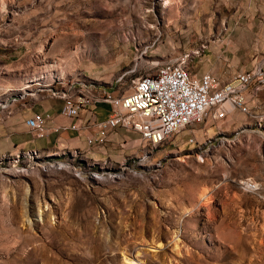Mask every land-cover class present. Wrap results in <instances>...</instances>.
Masks as SVG:
<instances>
[{"label":"rangeland","instance_id":"374dc122","mask_svg":"<svg viewBox=\"0 0 264 264\" xmlns=\"http://www.w3.org/2000/svg\"><path fill=\"white\" fill-rule=\"evenodd\" d=\"M219 11L217 0H0V48L40 55L22 85H0L41 100L81 81L126 97L161 64L189 70L206 44L180 52ZM217 126L195 146L188 130L117 163L90 160L95 148L0 156V264H264V191L239 186L264 187V112Z\"/></svg>","mask_w":264,"mask_h":264},{"label":"crops","instance_id":"0c3cea01","mask_svg":"<svg viewBox=\"0 0 264 264\" xmlns=\"http://www.w3.org/2000/svg\"><path fill=\"white\" fill-rule=\"evenodd\" d=\"M217 3L219 15L212 23L211 18L207 17L205 24L207 26L203 31L196 33L195 42L194 36L189 37L190 42L180 54L198 50L201 44H206L201 55L194 57L191 66L188 65L189 70L192 75L198 77L213 73L225 84L243 72L253 69L264 56V0H217ZM33 52H28L19 44L1 47L0 82L2 80L15 86L22 85L28 77V72L32 71V66H36V62L39 63V53ZM193 53L195 52L186 55L195 56ZM78 68L81 72V64H78ZM0 87L5 89L1 85ZM20 90H16L18 94H21ZM39 96L38 92H29L13 102L12 107L0 112V156L18 155L20 151L30 150L48 151L43 152L48 155L73 151L85 153L81 149H93L88 146L85 136H79L68 127L76 120L92 123L105 120L110 110L108 105L84 109L77 119H69L61 115V106L62 103H66L65 101L46 95L37 100ZM260 97L264 103V85H257L251 89L253 101ZM35 113L48 117L47 128L50 132L46 138H35L26 125V120ZM64 127L67 129L64 130ZM95 130L91 129L87 135H93ZM109 143L111 144L108 149L98 150L99 153H92V156L85 154L90 160H98L96 158L98 155L103 157L99 161L109 159L117 163L113 159L115 155L125 159L130 157L129 155L140 156L145 149L148 151L149 147L155 149L151 144L143 143L139 134L124 129L112 133ZM170 146H166L165 149ZM163 148L162 145L157 154L162 152Z\"/></svg>","mask_w":264,"mask_h":264},{"label":"built area","instance_id":"2783aa9c","mask_svg":"<svg viewBox=\"0 0 264 264\" xmlns=\"http://www.w3.org/2000/svg\"><path fill=\"white\" fill-rule=\"evenodd\" d=\"M175 61L172 60L171 64ZM168 65L161 64L157 67L165 69L162 79L151 80L145 86L133 89L124 100L114 104H104V97L114 94L110 88L85 87L84 96L80 100L62 103L61 115L77 119L84 109L108 105V117L96 123L76 120L68 129L81 137L85 136L88 146L99 151L106 149L111 134L120 129L139 134L145 144L163 146L173 137L189 130L191 136L188 143L195 146V142L199 140L197 133L203 131L199 129L202 126L220 127L217 125L235 112L246 116L264 112L262 99H251V89L264 82V56L253 69L243 72V77L232 83L231 89L220 97L209 96V89L218 86L221 81L213 73H206L201 77L194 75V83H186L184 74L177 72V69L175 72H168ZM3 90L5 89H0ZM4 106L12 107V103ZM47 119L43 114L35 113L26 120V125L35 138L43 139L49 135ZM93 128L96 129L95 133L87 135ZM152 160L148 159L146 162ZM239 186L249 194L257 195L264 191L261 181L252 177L239 180Z\"/></svg>","mask_w":264,"mask_h":264},{"label":"bare ground","instance_id":"6f19581e","mask_svg":"<svg viewBox=\"0 0 264 264\" xmlns=\"http://www.w3.org/2000/svg\"><path fill=\"white\" fill-rule=\"evenodd\" d=\"M168 65V72H175L177 69V72H182L185 76L186 83H194V76L188 70L186 67L178 66L170 63H165ZM165 76V69L159 68L158 72L155 75H150L147 77L140 78L136 84V88H141L142 86H145L146 83L150 82L151 80H160ZM243 77V74L238 75L231 81L223 84L219 82L218 86L210 88L209 89V96L210 97H220L221 94H224L225 91H229L232 87V83H235V81H239ZM82 85V86H78ZM259 85H264L263 83H260ZM85 87H104V86H94L93 84H89L88 82H74L69 83L66 89H55L53 90V96L56 99H60L65 101L66 103H73L77 102V100H80L82 96H84L85 93ZM13 91H0V112L7 109L8 105L15 101H17L21 96L18 94H13ZM25 93V92H24ZM123 98H117L115 94H110V97H104V104H114V102L122 101ZM155 149L158 148L160 145L163 144H151ZM35 154V153H34ZM37 154V153H36ZM21 154H18L17 157L20 158ZM37 156H39L37 154Z\"/></svg>","mask_w":264,"mask_h":264}]
</instances>
